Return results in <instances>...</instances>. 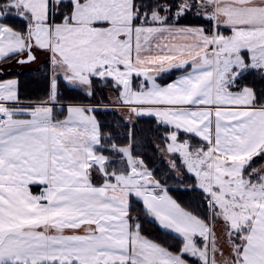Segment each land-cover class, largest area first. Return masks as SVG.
<instances>
[{"label": "snow or ice", "instance_id": "snow-or-ice-1", "mask_svg": "<svg viewBox=\"0 0 264 264\" xmlns=\"http://www.w3.org/2000/svg\"><path fill=\"white\" fill-rule=\"evenodd\" d=\"M0 264H264V0H0Z\"/></svg>", "mask_w": 264, "mask_h": 264}, {"label": "trees", "instance_id": "trees-1", "mask_svg": "<svg viewBox=\"0 0 264 264\" xmlns=\"http://www.w3.org/2000/svg\"><path fill=\"white\" fill-rule=\"evenodd\" d=\"M35 74H28L26 73V75L24 76V80L26 81V87L28 88V90L31 92L36 88V85H34L33 83H31V81L33 80Z\"/></svg>", "mask_w": 264, "mask_h": 264}, {"label": "crops", "instance_id": "crops-1", "mask_svg": "<svg viewBox=\"0 0 264 264\" xmlns=\"http://www.w3.org/2000/svg\"><path fill=\"white\" fill-rule=\"evenodd\" d=\"M26 70H27V69H19V68H18V69H16L15 71H21V72H24V73H25V72H27Z\"/></svg>", "mask_w": 264, "mask_h": 264}, {"label": "rangeland", "instance_id": "rangeland-1", "mask_svg": "<svg viewBox=\"0 0 264 264\" xmlns=\"http://www.w3.org/2000/svg\"><path fill=\"white\" fill-rule=\"evenodd\" d=\"M16 69H18V68H16ZM16 69H14V70H16ZM27 72H25V73H28V70H26Z\"/></svg>", "mask_w": 264, "mask_h": 264}]
</instances>
